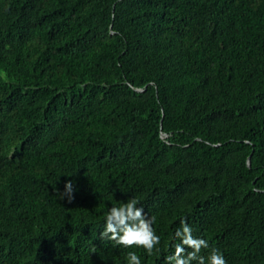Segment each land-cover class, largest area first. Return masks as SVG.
<instances>
[{"label": "trees", "instance_id": "trees-1", "mask_svg": "<svg viewBox=\"0 0 264 264\" xmlns=\"http://www.w3.org/2000/svg\"><path fill=\"white\" fill-rule=\"evenodd\" d=\"M132 195L142 264L185 219L264 264V0H0V264H125L99 230Z\"/></svg>", "mask_w": 264, "mask_h": 264}, {"label": "clouds", "instance_id": "clouds-1", "mask_svg": "<svg viewBox=\"0 0 264 264\" xmlns=\"http://www.w3.org/2000/svg\"><path fill=\"white\" fill-rule=\"evenodd\" d=\"M54 191L58 199L67 197V202H72L71 181L64 184L63 192L58 189ZM155 223L156 217L146 212L136 196L132 195L126 202L107 208L99 230V240L128 250L125 264H142L143 258L137 255L136 249H142L147 255L160 250L161 237L154 228ZM193 233L187 220H182L169 237L172 252L163 258L164 264H228L222 251L211 247L207 239ZM202 250H206V255L201 254Z\"/></svg>", "mask_w": 264, "mask_h": 264}, {"label": "water", "instance_id": "water-1", "mask_svg": "<svg viewBox=\"0 0 264 264\" xmlns=\"http://www.w3.org/2000/svg\"><path fill=\"white\" fill-rule=\"evenodd\" d=\"M163 137H165V136L163 135Z\"/></svg>", "mask_w": 264, "mask_h": 264}]
</instances>
